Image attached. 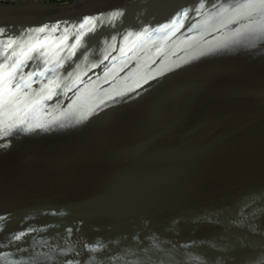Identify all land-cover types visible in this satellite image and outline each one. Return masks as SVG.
<instances>
[{
  "label": "water",
  "instance_id": "obj_1",
  "mask_svg": "<svg viewBox=\"0 0 264 264\" xmlns=\"http://www.w3.org/2000/svg\"><path fill=\"white\" fill-rule=\"evenodd\" d=\"M51 2L0 0V264H146L154 245L237 264L223 247L237 236H257L259 259L260 14L234 11L242 0L29 7Z\"/></svg>",
  "mask_w": 264,
  "mask_h": 264
},
{
  "label": "snow or ice",
  "instance_id": "obj_2",
  "mask_svg": "<svg viewBox=\"0 0 264 264\" xmlns=\"http://www.w3.org/2000/svg\"><path fill=\"white\" fill-rule=\"evenodd\" d=\"M57 3L58 0H52L51 4L47 6L34 5L29 7H47L50 11H56L60 10L59 8H57ZM233 10L242 11L245 18L249 20H252L254 15L259 13L262 18V22L259 23L258 31L260 33L261 39L264 40V0H242V2H238L236 8H234ZM122 14V12H116L113 15L115 16ZM56 27H58V25ZM80 27L83 28L84 24H81ZM45 28H47V25L39 28L37 31L44 32ZM5 31L6 29L4 27H0V34H3ZM227 46V43L221 45V47ZM85 118V115H81L77 122L82 121ZM60 127H65V125H60ZM45 131H47V129H45ZM4 147V144H0V148ZM253 231H255V229H253ZM259 236H264V232H261ZM256 237L257 236H237L235 238H229L228 242L225 243L223 247L224 249H228L230 251L233 249L235 250V252L232 253V256L236 260L237 264H244L246 260L252 261L253 264H264V246L259 247V259H257L256 252L251 250L253 246H255L253 240ZM16 239H19V237H16ZM148 252H151V255H146V264H184V254L181 253L175 246H173L172 249H166L154 245L153 248L148 249ZM63 264H74V258L64 260ZM76 264H80V262H76ZM142 264H145V262H142ZM209 264H215L214 259L210 260Z\"/></svg>",
  "mask_w": 264,
  "mask_h": 264
},
{
  "label": "built area",
  "instance_id": "obj_3",
  "mask_svg": "<svg viewBox=\"0 0 264 264\" xmlns=\"http://www.w3.org/2000/svg\"><path fill=\"white\" fill-rule=\"evenodd\" d=\"M52 1V0H51ZM69 0H58V3H66L68 2Z\"/></svg>",
  "mask_w": 264,
  "mask_h": 264
},
{
  "label": "clouds",
  "instance_id": "obj_4",
  "mask_svg": "<svg viewBox=\"0 0 264 264\" xmlns=\"http://www.w3.org/2000/svg\"><path fill=\"white\" fill-rule=\"evenodd\" d=\"M51 1V0H50ZM70 1L66 2V3H69ZM59 4H64V3H59Z\"/></svg>",
  "mask_w": 264,
  "mask_h": 264
},
{
  "label": "rangeland",
  "instance_id": "obj_5",
  "mask_svg": "<svg viewBox=\"0 0 264 264\" xmlns=\"http://www.w3.org/2000/svg\"><path fill=\"white\" fill-rule=\"evenodd\" d=\"M69 1H72V0H69Z\"/></svg>",
  "mask_w": 264,
  "mask_h": 264
}]
</instances>
